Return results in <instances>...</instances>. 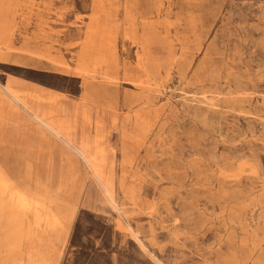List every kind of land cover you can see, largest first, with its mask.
Returning <instances> with one entry per match:
<instances>
[{"label": "rangeland", "instance_id": "374dc122", "mask_svg": "<svg viewBox=\"0 0 264 264\" xmlns=\"http://www.w3.org/2000/svg\"><path fill=\"white\" fill-rule=\"evenodd\" d=\"M0 264H264V0H0Z\"/></svg>", "mask_w": 264, "mask_h": 264}, {"label": "crops", "instance_id": "0c3cea01", "mask_svg": "<svg viewBox=\"0 0 264 264\" xmlns=\"http://www.w3.org/2000/svg\"><path fill=\"white\" fill-rule=\"evenodd\" d=\"M5 94L11 98L13 101L17 102V104L21 105V107L28 112V110L33 112V116L35 120L54 138H56L59 142H61L68 149L76 153L79 158L86 164L92 165L97 163V159L91 157L89 152H86L80 143H77L75 140L76 134H70L66 128H68L69 120L76 125V121L78 118L79 111L83 110L84 107L89 109V106L92 105L93 100L82 99L86 102H80L77 105L70 103L64 98H58L53 95H47L45 100L35 99V107L28 108L27 102L23 99L25 96H21L17 93L13 82H10V86L5 90ZM34 97L40 95H44L43 91L33 90ZM81 99V100H82ZM46 101V103H42ZM45 105V106H44ZM59 108V109H57ZM113 121V126L116 125V120ZM121 124V120H120ZM120 124L117 126V132L120 129ZM109 143V142H108ZM112 152V149H111ZM89 169L91 173L96 177L98 181H100L98 175L96 174V167L90 166ZM103 190V188H102ZM104 193V191H103ZM105 196L108 197V200H111L107 194Z\"/></svg>", "mask_w": 264, "mask_h": 264}, {"label": "bare ground", "instance_id": "6f19581e", "mask_svg": "<svg viewBox=\"0 0 264 264\" xmlns=\"http://www.w3.org/2000/svg\"><path fill=\"white\" fill-rule=\"evenodd\" d=\"M59 109V108H57ZM85 113V112H84ZM84 115V114H83ZM84 117V116H83ZM67 131L70 134H79L80 140L77 141V143H80L83 147V149L86 152H89V155L95 159H97V163H105L106 158L104 157H98L97 152L99 148V143L103 139L102 136V124L98 121L95 124L91 123H79L78 118L76 121V125H74L69 120ZM103 143V142H102ZM96 174L98 175L99 179L101 180L103 178L102 173L98 171V168H96ZM101 186L103 188L104 194H107L109 196L108 190H106L103 186V183H101ZM111 202V200H109Z\"/></svg>", "mask_w": 264, "mask_h": 264}]
</instances>
